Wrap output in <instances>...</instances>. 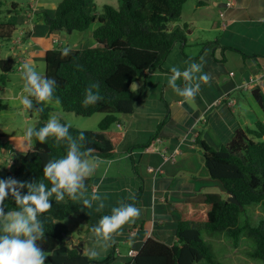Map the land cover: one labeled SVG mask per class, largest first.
I'll list each match as a JSON object with an SVG mask.
<instances>
[{
  "label": "crops",
  "instance_id": "obj_1",
  "mask_svg": "<svg viewBox=\"0 0 264 264\" xmlns=\"http://www.w3.org/2000/svg\"><path fill=\"white\" fill-rule=\"evenodd\" d=\"M197 1L193 0L186 11L184 6L182 9L179 25H186L185 40L173 44L159 68L132 83L131 88L133 84L135 87L131 90L141 86L143 90L134 103L133 112L121 116L120 126L116 125V129L122 131V139L115 153L106 159H94L96 170L87 187L86 198L93 193L99 194L105 204L104 210L97 213L74 202L85 218L69 216L72 226L66 225L68 240L81 243V252L86 256L90 250H95L98 258L92 261L101 262L111 256L107 264H130L148 238L166 244L176 243L175 230L180 214L175 205L204 192H215L205 191L208 187H220L224 191L218 181L209 178L196 139L218 149L228 142L236 129L251 128L260 120L264 123V112L251 94L253 88L243 85L248 77L259 71L264 61V0H209L203 5ZM5 5H10L11 10L5 11L8 19L0 21L21 25L10 40L12 49L8 48L20 62L18 69L22 74L21 63L34 67L35 63L44 61L45 52L56 46L64 33L49 32L40 19L43 10L53 13L56 4L50 0H35L34 4L28 0L22 8L14 1H5ZM196 20L202 21L197 32L193 30L197 27ZM92 29L93 26L87 45L94 46ZM185 61L200 63L202 71L210 78L208 83L201 82L195 104H188L195 110L196 117L182 107L184 99L167 85L170 68L183 69ZM15 65L14 60L12 69ZM178 83L182 85L181 81ZM262 90L264 92V86ZM238 91L240 95L236 96ZM7 96L11 107L0 111V118H13L16 111L22 112L20 94ZM225 97L233 99L234 105H227ZM38 105L44 107L43 102ZM47 108L62 111L56 103ZM3 138H8L12 146L1 148L6 158L20 156L32 148L24 132ZM121 202L134 204L140 210L139 217L123 226L120 236L107 241L97 237L92 229L100 216L110 214L111 208ZM130 237L135 241L131 248L127 244ZM45 264L49 263L45 261Z\"/></svg>",
  "mask_w": 264,
  "mask_h": 264
},
{
  "label": "trees",
  "instance_id": "obj_2",
  "mask_svg": "<svg viewBox=\"0 0 264 264\" xmlns=\"http://www.w3.org/2000/svg\"><path fill=\"white\" fill-rule=\"evenodd\" d=\"M187 1L118 0L116 8L103 5L97 9L95 0H61L53 13L43 10L39 14L49 32L71 34L88 31L93 26L94 46L70 48L68 56L62 55L64 48L56 46L44 54L45 76L57 82L55 95L62 111L83 117L96 113L102 115L96 130L69 128L74 137L81 132L85 134L84 149H92L91 158L106 159L115 153L122 139V131L111 126H120L121 116L133 112L134 103L143 90L142 86L131 90L132 83L152 69L159 68L173 44L185 40L182 31L186 25L180 26L179 22ZM197 3L204 4L201 0ZM16 25L11 21H0V45L11 40ZM13 63L12 59H0V84H6ZM91 84L99 85L103 99L95 105L84 107V93ZM251 94L264 112L262 88L255 87ZM5 108L4 100L0 97V111ZM41 108L34 104L33 110ZM51 112L54 111L46 107L35 113L40 120H44ZM60 122L66 124L62 119ZM196 140L209 178L218 181L224 193L204 192L176 204L175 208L180 214L175 230L176 243L166 244L148 238L130 264H197L202 260L207 264H223L214 258L204 243L202 231L224 233L233 247L239 245L243 235L247 236L254 242L249 256L264 264V219L256 225L247 221L242 224L238 222L246 206L259 205L264 211V123L257 121L253 128L236 129L228 142L218 149L203 140ZM31 142L32 148L20 154L12 177L8 174L6 179L24 183L43 181L50 187L43 175L44 166L49 160L65 155L66 146L57 145L51 138L43 144L35 138ZM1 148H12L2 134ZM90 182L91 177L85 181L86 188ZM26 191V188L21 190L22 194H26ZM226 191L235 196L242 209L227 200ZM51 203L52 208L40 217L45 238L38 244L47 256L45 261L49 264H107L111 261V256L101 262L92 261L72 248L71 241L66 240L68 230L63 220L71 215L82 218L85 215L67 197L65 202L60 203H56L53 197ZM4 207L5 211H12L18 205L9 196ZM114 248L112 246V250Z\"/></svg>",
  "mask_w": 264,
  "mask_h": 264
},
{
  "label": "clouds",
  "instance_id": "obj_3",
  "mask_svg": "<svg viewBox=\"0 0 264 264\" xmlns=\"http://www.w3.org/2000/svg\"><path fill=\"white\" fill-rule=\"evenodd\" d=\"M70 52L71 49L65 47L62 55L68 56ZM209 79L202 71L200 63L185 61L183 69L178 66L170 68L167 85L186 103L194 105L201 82L208 83ZM22 80L23 87L19 97L22 112L33 110L34 104L41 102L44 107L34 112L43 111L53 103L59 104L55 95V79L40 74L30 64L25 63L22 65ZM178 81H181L182 85ZM102 99L99 85L91 84L85 90L82 105H95ZM69 128L70 125L61 123L56 116H52L44 127L38 130L28 127L24 132L27 140L35 138L43 144L51 138L57 145L66 146L65 155L49 160L44 166L43 175L50 187L43 181L24 183L11 178L0 179V264H45L47 256L38 244V241L45 238V229L40 217L52 208L53 197L56 203L65 202L67 197L97 213L104 210L105 204L99 194L93 193L90 198H86L85 181L96 170L94 158L90 157L92 149H84L83 132L74 137ZM25 188L26 194H22L21 190ZM9 196L14 198L18 208L5 211L4 204ZM139 215L140 210L134 204L121 202L111 208L110 214L101 216L92 232L106 241L111 240L114 236L122 235L123 226L134 222ZM134 243L132 237L127 241L130 248ZM87 256L89 260H95L98 253L90 250Z\"/></svg>",
  "mask_w": 264,
  "mask_h": 264
},
{
  "label": "rangeland",
  "instance_id": "obj_4",
  "mask_svg": "<svg viewBox=\"0 0 264 264\" xmlns=\"http://www.w3.org/2000/svg\"><path fill=\"white\" fill-rule=\"evenodd\" d=\"M0 20H7V14L6 10H11L10 5H5V1H14L18 4L19 8H22V5H26L28 0H0ZM53 2V4H57L61 0H50ZM193 0H189L184 5V11H186ZM95 4L97 6V9H100L103 5H109L113 8H116L118 5V0H95ZM56 8V7H55ZM54 8V9H55ZM183 11V12H184ZM35 12V11H34ZM187 20V19H185ZM202 24V21L196 20L194 22V25L197 27H193V30L195 32L198 31V26ZM21 25H16V33H18L19 28ZM183 34L185 35L186 32L183 29ZM90 30L84 31V32H72L71 36L70 34H62L63 37L60 39V42L56 44V46H60L62 48L69 47L72 49H81L85 47H89L91 45H87L91 40H89ZM185 38V36H183ZM77 42L76 45H73V42ZM11 41L3 44L0 51V57L4 58H11L15 60L16 65L13 67L12 71L7 75L6 77V86H2L0 84V97L4 100V104L6 105V108L11 107V102L7 99V95L9 94H17L19 93L21 95V90L23 87V80H22V74L20 73L21 70L18 69V62L16 60V55L11 50ZM54 46V47H56ZM11 49H9V48ZM21 65H23L21 63ZM44 61L40 60L39 62L35 63V66L33 67L35 70H37L40 74L44 75ZM135 87V84H133L132 88ZM237 95H240L239 91L237 92ZM238 102H241L242 100L239 98ZM52 116H56L59 120L62 119L66 124L70 126H74L80 130H96L98 127V123L101 119V116L99 113L93 114L90 117H83V116H77L72 112H51L48 113L46 119L39 120L38 116L34 112V110L31 111V113L28 112H20L16 111L15 117H4L2 116L0 118V134L7 137H13L14 135H20L22 132H25V130L28 127H33L35 129H40L45 126L49 118ZM60 116V118H59ZM28 117V119H26ZM261 122V120H260ZM112 129H116V125L111 126ZM251 128L254 127V125L250 126ZM5 139V138H4ZM6 140H9L8 138ZM31 146H32V142ZM20 155V154H19ZM12 157V161L10 163V158ZM19 156H10L9 158L4 157L2 154V151L0 149V179H6L8 178V174L12 177V171L15 168L16 162L18 161ZM205 191H215V192H221L224 193L218 188L208 187L205 189ZM264 219V211L260 208L259 205H250L244 207L242 212L239 215L238 222L239 224H242L243 222L247 221L250 224L256 225L259 223L260 220ZM63 222L71 228L72 222H70V218L67 217L63 220ZM201 238L203 239L204 243L209 247V249L212 251L213 256L216 260L220 261L223 264H263V262L259 259L251 258L248 254L250 250L254 248V242L248 238L247 236H242L240 243L237 248H234L231 244V240L227 238L224 233L222 232H212V231H202L201 232ZM197 264H207L204 260L200 261Z\"/></svg>",
  "mask_w": 264,
  "mask_h": 264
},
{
  "label": "built area",
  "instance_id": "obj_5",
  "mask_svg": "<svg viewBox=\"0 0 264 264\" xmlns=\"http://www.w3.org/2000/svg\"><path fill=\"white\" fill-rule=\"evenodd\" d=\"M35 0H32V4H34ZM245 88H255V87H260L263 88L264 86V61L260 66L259 71H257L256 74L251 75L250 77H248V79L243 83ZM225 100L227 99V105L232 106L234 105V100L233 99H228V98H224ZM119 126V124H117ZM171 159H173V157H170ZM130 254H132V251L129 252Z\"/></svg>",
  "mask_w": 264,
  "mask_h": 264
},
{
  "label": "water",
  "instance_id": "obj_6",
  "mask_svg": "<svg viewBox=\"0 0 264 264\" xmlns=\"http://www.w3.org/2000/svg\"><path fill=\"white\" fill-rule=\"evenodd\" d=\"M201 1L206 2V3L210 2L209 0H201ZM188 104L189 103H186L185 101H183L181 105H182V107H184L188 111V113H190V114L195 116L196 115L195 114L196 112H194L195 110L192 109L191 107H189V105H191V104H189V105ZM226 193L228 194L227 200L232 202V203H234V204H236V205H238L239 209H242V206L239 204V202L237 201L235 196L230 191H226ZM68 239H69V236H66V240H68ZM71 247L72 248H76L78 251L81 252V243H77V244L72 243Z\"/></svg>",
  "mask_w": 264,
  "mask_h": 264
}]
</instances>
